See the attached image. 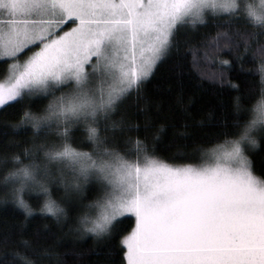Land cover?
<instances>
[{"label":"snow or ice","instance_id":"1","mask_svg":"<svg viewBox=\"0 0 264 264\" xmlns=\"http://www.w3.org/2000/svg\"><path fill=\"white\" fill-rule=\"evenodd\" d=\"M0 75V203L24 217L0 264H88L69 236L92 264H264V0H0ZM184 75L216 89L199 118Z\"/></svg>","mask_w":264,"mask_h":264},{"label":"trees","instance_id":"2","mask_svg":"<svg viewBox=\"0 0 264 264\" xmlns=\"http://www.w3.org/2000/svg\"><path fill=\"white\" fill-rule=\"evenodd\" d=\"M246 69L252 68L253 65L251 63H246L244 65ZM174 59L169 58L164 60L159 67L156 69L155 76L152 77L151 81L147 85V91L149 94L152 95L153 100H160L161 98H171V96L175 93L177 85L176 80L177 77L174 75ZM235 79V76L233 77ZM0 79H2V75H0ZM180 79L183 80V91L186 100L190 99L191 104L189 107V111L192 112L194 117L199 118L200 116L204 115L211 109L216 107L217 104V95H216V89L207 82H199L194 77H189L188 75H184L180 77ZM249 80L255 81V87L257 95L259 94V74L257 73L254 76H248ZM159 87H156V86ZM172 86L171 92L168 89V86ZM43 103H46L44 101ZM18 118V117H15ZM171 150H164L163 154L167 155L168 152ZM254 159L257 163L258 167H264V161L260 160V153H256L254 156ZM174 163H198L197 160H176V161H170ZM259 175V173H256ZM58 195L57 192H53V196L55 197ZM94 196L93 191H89L88 193V199H92ZM26 199H29V202L32 204L34 208H38L39 204L37 203V197L32 194L30 197L26 196ZM43 198L41 197L40 200ZM75 210L70 212V217L75 216ZM36 219L39 220V214H35ZM24 219L22 210L16 209L13 205L0 203V226L5 225H12L19 223ZM134 221H127L126 229L131 228ZM31 223L29 224V231L31 230ZM118 239V238H117ZM92 238L90 236L84 237L82 240H77L75 243H73L72 237H66L61 247L58 249L60 252H64L65 249L69 251L68 259L74 260L78 259V257L75 256V253L77 252H83L84 259L88 261V264H92L93 261L97 260H103V255H95L92 252H90V249L92 248ZM101 252H103V248L100 249ZM122 258V251L115 254V264H119L120 259Z\"/></svg>","mask_w":264,"mask_h":264},{"label":"rangeland","instance_id":"3","mask_svg":"<svg viewBox=\"0 0 264 264\" xmlns=\"http://www.w3.org/2000/svg\"><path fill=\"white\" fill-rule=\"evenodd\" d=\"M256 3H259V0H255Z\"/></svg>","mask_w":264,"mask_h":264}]
</instances>
